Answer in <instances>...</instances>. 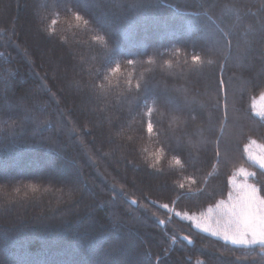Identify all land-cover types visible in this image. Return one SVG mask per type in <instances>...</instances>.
Returning <instances> with one entry per match:
<instances>
[{"label": "trees", "instance_id": "trees-1", "mask_svg": "<svg viewBox=\"0 0 264 264\" xmlns=\"http://www.w3.org/2000/svg\"><path fill=\"white\" fill-rule=\"evenodd\" d=\"M261 95L264 0H0V264H264L183 217L264 198Z\"/></svg>", "mask_w": 264, "mask_h": 264}, {"label": "snow or ice", "instance_id": "snow-or-ice-1", "mask_svg": "<svg viewBox=\"0 0 264 264\" xmlns=\"http://www.w3.org/2000/svg\"><path fill=\"white\" fill-rule=\"evenodd\" d=\"M133 62V60L128 61L129 64ZM148 130H152L151 124ZM176 162L179 163V160ZM258 162L260 167L264 168V158ZM163 207L168 208V205L165 204ZM176 215L179 216V213ZM200 223L203 225V231H212L213 235L222 234L223 239L232 244L257 242L264 244V198L258 194L255 186L247 185L242 193H238L235 197L230 194L227 203L221 200L214 208H209L208 215ZM213 225L216 226L217 231H213Z\"/></svg>", "mask_w": 264, "mask_h": 264}, {"label": "rangeland", "instance_id": "rangeland-1", "mask_svg": "<svg viewBox=\"0 0 264 264\" xmlns=\"http://www.w3.org/2000/svg\"><path fill=\"white\" fill-rule=\"evenodd\" d=\"M252 108L253 112L255 115L263 118L264 120V95H261L257 98H255L252 102ZM245 154L246 158L248 161H250L252 164L255 166L260 167L259 165V160L264 158V145L261 143L255 141V140H250L246 146H245ZM264 170V168H261ZM252 175L251 171L248 170L245 167H238V169L235 170V173L229 178V186H230V191L225 199H222L226 203L228 202V197L231 194L233 197H235L238 193H242V191L245 189V186L247 185H252L251 182L248 181V178ZM221 201V200H220ZM219 202V201H218ZM216 205V204H215ZM215 205L209 206L206 208V210L202 214H184L183 217L190 221L194 228L197 230L209 234L213 237H216L224 242H227L231 245H236V246H253V245H263L259 242L253 243V244H232L230 241H226L223 239L222 234H217L213 235L212 231L205 232L203 231V225L200 223V221L208 215V209L209 208H214ZM213 231H217L216 226H212Z\"/></svg>", "mask_w": 264, "mask_h": 264}, {"label": "clouds", "instance_id": "clouds-1", "mask_svg": "<svg viewBox=\"0 0 264 264\" xmlns=\"http://www.w3.org/2000/svg\"><path fill=\"white\" fill-rule=\"evenodd\" d=\"M21 180L22 179L13 181L11 185H9L8 182H0V188L3 186H8L12 193H18L20 190L16 187V185L19 184Z\"/></svg>", "mask_w": 264, "mask_h": 264}, {"label": "water", "instance_id": "water-1", "mask_svg": "<svg viewBox=\"0 0 264 264\" xmlns=\"http://www.w3.org/2000/svg\"><path fill=\"white\" fill-rule=\"evenodd\" d=\"M130 202H131V204H133L134 206L136 205V203H135L134 201H130ZM185 237H186V236H183V237H182V240L185 241L188 245L191 246V245L193 244L192 240H190L189 238L185 239ZM189 241H191V243H189Z\"/></svg>", "mask_w": 264, "mask_h": 264}]
</instances>
